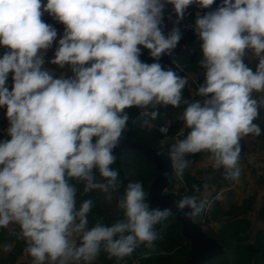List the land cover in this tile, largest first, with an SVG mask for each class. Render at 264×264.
<instances>
[{
	"label": "clouds",
	"instance_id": "1",
	"mask_svg": "<svg viewBox=\"0 0 264 264\" xmlns=\"http://www.w3.org/2000/svg\"><path fill=\"white\" fill-rule=\"evenodd\" d=\"M215 3L0 0V46L6 49L0 57V108L6 109L10 137L0 141V227L19 225L18 239L26 242L32 264H94L102 250L119 261L160 239L156 226L172 209L150 207L142 182L127 183L117 204L124 218L110 226L101 218L89 227L92 199L77 205L72 181L83 183V194L99 190L108 200L119 189L120 173L112 166L128 127L127 109L147 113L185 105L189 131L169 153L176 175L189 166L186 157L205 152L225 179L239 181L241 140L264 131L256 123L264 109V0H222L196 14L191 27L201 42L202 101L185 99L188 78L160 62L179 45V24L189 8ZM167 5L176 20L165 33ZM45 14L64 26L59 38ZM54 46L47 62L70 75L45 67ZM143 49L152 63L141 59ZM249 53L258 59L255 70L245 62ZM159 131L166 135L169 127ZM176 207L195 216L204 204L185 196Z\"/></svg>",
	"mask_w": 264,
	"mask_h": 264
},
{
	"label": "trees",
	"instance_id": "2",
	"mask_svg": "<svg viewBox=\"0 0 264 264\" xmlns=\"http://www.w3.org/2000/svg\"><path fill=\"white\" fill-rule=\"evenodd\" d=\"M171 6L167 5L165 11L170 10ZM196 14V12L189 8L185 19L179 24L182 39L174 53L175 62L187 73L188 84L183 91V95L189 101L203 100V97L197 94L199 86L204 82L205 71L199 64L202 58L200 50L201 42L197 39L191 27ZM170 16L174 21L176 20L174 11ZM57 30L61 31L59 27H57ZM5 50L2 47L0 52L1 57ZM145 56L149 61H153L147 49H145ZM245 62L255 70L258 59L249 53L245 58ZM63 72H65V75L71 74L68 69L58 68L54 75L59 76ZM184 108L185 105L183 104L179 108L170 105L167 107L159 106L158 109H150L147 113L144 110L137 109L130 114L128 127L123 135L169 154L171 145L173 144L172 138L175 134L185 129L187 135L189 131L183 120ZM152 111H157L158 115L153 117L151 115ZM163 126L169 127V132L166 135L159 131V128ZM241 146L242 155L247 147L244 139L241 140ZM115 154L117 155V160L112 167L119 171V180L121 182L118 189V200L123 197L124 189L128 182L139 181L143 184L146 202L149 204V188L157 174L156 166L145 155L135 149H123ZM207 155L210 154L201 152L186 157L190 163L182 174L183 181L175 177L176 172L174 170L168 187L171 190L170 193L179 200H182L185 196H198L200 198L201 203L204 204V208L199 214H203L204 218L203 220H198V214L195 215V220L205 227V231L213 235L225 248L223 254L212 257L204 264H264V226L254 227L250 216L246 215L248 206H235L232 209H228L223 207L224 200H221L212 203L207 209L206 196L212 187L211 185H215L216 189L214 188V190L218 191L221 187L228 186L232 182L225 179L222 168L215 169L211 165L208 168L193 169V165ZM207 171L212 173L207 174ZM97 178L99 179L98 173ZM72 182L76 184L78 189V206L85 199H92L94 201V206L88 217L89 227L94 226L97 220L101 218L103 223L109 226L117 220L124 218L123 210L118 208V206L113 208L110 203L101 197L98 190L85 195L83 194V183ZM175 187L178 188L177 192L180 191L179 194L172 192ZM186 188L188 189L187 192H185ZM236 207L238 210H235ZM256 211L260 223L264 222V202L260 204ZM213 221H218L220 225L216 230L211 232L207 228L212 227ZM181 226L175 214L172 213L167 220L156 226L160 239L155 242L154 247H139L131 257H126L119 261L115 257L109 258L108 254L102 250L94 264H132L135 259L139 260L137 264H179L190 255V241L183 236ZM252 229H255V231L253 232ZM19 232V226L0 227V248L9 245L11 249L9 256L2 261L3 264L14 261L18 257V254L26 249V242L23 239H18Z\"/></svg>",
	"mask_w": 264,
	"mask_h": 264
},
{
	"label": "water",
	"instance_id": "3",
	"mask_svg": "<svg viewBox=\"0 0 264 264\" xmlns=\"http://www.w3.org/2000/svg\"><path fill=\"white\" fill-rule=\"evenodd\" d=\"M222 3V0H216V3L211 9H200L198 6H191L190 8L196 13H202L204 11L214 10ZM165 33L169 29V18L165 15L164 19ZM141 56L144 62L152 63L145 55ZM165 68L171 67L177 71L180 75L186 76L187 73L178 64H176L171 56L165 55L160 61ZM137 108L127 109L129 115ZM123 149H135L145 155L157 168V174L150 185V203L152 208H170L172 213L175 214L176 219L181 223V231L184 237L190 241V255L187 259L179 264H204L212 257L223 254L225 251L224 246L212 235L208 234L203 226L195 221L194 216L186 215L190 209L185 208L179 210L176 205L180 201L177 197L171 193L166 192L171 182L173 175V163L170 155L165 151L148 146L143 142L137 141L130 137L123 135L119 147L115 150V153ZM195 197L197 203H200V199ZM143 247V246H141Z\"/></svg>",
	"mask_w": 264,
	"mask_h": 264
},
{
	"label": "rangeland",
	"instance_id": "4",
	"mask_svg": "<svg viewBox=\"0 0 264 264\" xmlns=\"http://www.w3.org/2000/svg\"><path fill=\"white\" fill-rule=\"evenodd\" d=\"M47 0H44V3H46ZM172 6L170 10L165 11V13L171 15L173 11H171ZM202 12L201 14H203ZM45 22L52 24L54 27H59L61 31H58V38L60 35L63 33L64 26L58 22H56L52 17H50L48 14H45L44 16ZM54 51H55V46L53 49H50L47 52V55L45 57L46 59V64L45 67L49 69L55 70L54 73L57 72V66L52 65L51 63L47 62L50 61L51 59L54 58ZM253 56V55H252ZM62 74L65 75V72ZM13 81H12V74L9 75V80H8V86L9 90H11ZM258 95V94H254ZM261 122V126L264 125V109L261 110L260 113V119L256 121V123L259 124ZM8 127V121L6 118V109L5 108H0V141L4 139H8L9 137L7 136L6 129ZM250 138L254 143H261V140H259V136H254V135H249ZM250 154V153H249ZM249 154L245 156V166L242 169L241 176L239 181H232L228 186L225 185L221 187L219 190H223L222 192V200H224V208L232 209L235 206H248V209L246 210V215L250 216L254 227L257 226H264V222L262 221L260 223V219L257 216V209L259 208L260 204L264 202V162L261 166V158L254 156V159L252 157H249ZM249 157V161H248ZM247 159V160H246ZM257 163L255 165V162ZM211 166L207 164V162H203V164L198 165L197 162L193 165V169H201L204 167ZM215 168V167H214ZM216 169V168H215ZM208 173H212L207 171ZM224 176V171L222 172ZM176 178L179 177L175 175ZM211 187V186H210ZM215 185H212L210 191L214 190ZM216 189V188H215ZM99 191V190H98ZM101 197L106 200L108 203L112 205L113 208L117 207V201L119 197V191L117 190L116 192L112 193V199L108 200L106 198V194L103 193L102 191H99ZM252 201V203H250ZM208 209V208H207ZM235 210H238L236 207ZM198 220H203L204 216L203 214H199L197 217ZM219 222L218 221H213L212 222V227L207 228V230H210L211 232L216 230L219 227ZM14 226H19L17 224H10L9 227H14ZM205 228V227H204ZM259 228V227H258ZM254 232L255 229H252ZM6 246V245H5ZM2 246L0 248V264H3V260L6 259L9 256L10 251H4V247ZM9 246V245H7ZM11 250V249H10ZM33 258L30 256V254L26 251V249L18 254V257L14 259V261L9 262L8 264H32ZM139 262L138 259L133 260L132 264H137ZM47 264V262H46Z\"/></svg>",
	"mask_w": 264,
	"mask_h": 264
},
{
	"label": "crops",
	"instance_id": "5",
	"mask_svg": "<svg viewBox=\"0 0 264 264\" xmlns=\"http://www.w3.org/2000/svg\"><path fill=\"white\" fill-rule=\"evenodd\" d=\"M1 49H2V46H0V52H1ZM259 125L262 128V130H264V125L261 126V122H259ZM250 138H252V137L247 136L244 138L247 147H246V150L244 151V154L242 155V157H243V168L245 166V156H247L249 153H250L249 157H252L253 159H254V156L261 158V166L264 162V131H262V135H260L258 138L259 140H261V143H257V142L254 143ZM249 157H248V161H249ZM203 162H207V164L214 166V161L211 159L210 155H207V156L203 157L202 159H200L197 162V164L200 165V164H203ZM254 162H255V160H254ZM256 164L257 163L255 162V165ZM212 191H215V190H212Z\"/></svg>",
	"mask_w": 264,
	"mask_h": 264
},
{
	"label": "bare ground",
	"instance_id": "6",
	"mask_svg": "<svg viewBox=\"0 0 264 264\" xmlns=\"http://www.w3.org/2000/svg\"><path fill=\"white\" fill-rule=\"evenodd\" d=\"M204 12H207V11H204ZM165 15H168V18L171 17V16H170L169 14H167V13H165ZM173 26H174V20H173L172 17H171V18L169 19V29H168V31L171 30ZM179 26H180V25H179ZM174 53H175V52H174ZM174 53H173V55L171 56V58H172L173 61L175 62V58H174V57H175V54H174ZM144 55H145V50H144ZM145 57H146V56H145ZM175 63H176V62H175ZM176 64H177V63H176ZM136 110H137V109H136ZM136 110H135V111H136ZM133 112H134V111H133ZM133 112H132V113H133ZM179 132H183V133L185 134V136H186L185 129H182V130L179 131ZM179 132H178V133H179ZM178 133H176L175 136L172 138V142H173V144L177 141V140H176V137H177V134H178ZM243 154H244V152L242 153V155H243ZM242 155H241V157H242ZM242 162H243V157H242ZM172 163H173V162H172ZM174 170H175V169H174V166H173V172H174ZM172 176H173V175H172ZM177 176H178V175H177ZM178 177H179V180H180V181H183V177H182V175H180V176H178ZM174 189L177 190L178 188L175 187ZM187 191H188V189L186 188V189H185V192H187ZM218 192H220V193H221V196H222V192H223L222 189H221V190H218V191L215 190V191H210V192H208V194H207V196H206L207 208H209V206L212 204V203H211V204H208V196H209V194H210V193L215 194V193H218ZM197 197H198V196H197ZM199 199H200V198H199ZM221 200H222V197H221V199H220L219 201H221ZM214 202H216V201H214ZM214 202H213V203H214ZM200 203H201V200H200ZM194 219H195V216H194ZM195 221H196V220H195ZM198 223H199V222H198ZM203 228H204V227H203ZM204 230H205V229H204ZM208 234H209V233H208ZM212 236H213V235H212Z\"/></svg>",
	"mask_w": 264,
	"mask_h": 264
},
{
	"label": "built area",
	"instance_id": "7",
	"mask_svg": "<svg viewBox=\"0 0 264 264\" xmlns=\"http://www.w3.org/2000/svg\"><path fill=\"white\" fill-rule=\"evenodd\" d=\"M171 11H173V7L171 9ZM180 27V26H179ZM170 31V30H169ZM175 52V50H174ZM185 137V134L183 132H179L177 134V137H176V140H179V139H183ZM246 155V154H245ZM240 165H241V168L243 169V162H242V157H241V160H240ZM176 192V191H175ZM221 193L218 192V193H210L209 196H208V204H211L213 203L214 201H219L221 199Z\"/></svg>",
	"mask_w": 264,
	"mask_h": 264
}]
</instances>
